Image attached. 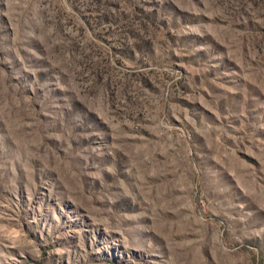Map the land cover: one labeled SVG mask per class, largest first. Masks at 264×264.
Segmentation results:
<instances>
[{"label":"rangeland","instance_id":"obj_1","mask_svg":"<svg viewBox=\"0 0 264 264\" xmlns=\"http://www.w3.org/2000/svg\"><path fill=\"white\" fill-rule=\"evenodd\" d=\"M0 264H264V0H0Z\"/></svg>","mask_w":264,"mask_h":264}]
</instances>
